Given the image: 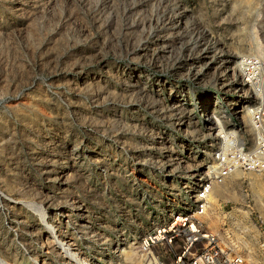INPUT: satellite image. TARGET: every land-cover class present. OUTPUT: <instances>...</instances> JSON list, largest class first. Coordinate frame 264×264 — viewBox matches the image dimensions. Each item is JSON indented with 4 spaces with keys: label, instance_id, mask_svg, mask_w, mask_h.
Segmentation results:
<instances>
[{
    "label": "rangeland",
    "instance_id": "rangeland-1",
    "mask_svg": "<svg viewBox=\"0 0 264 264\" xmlns=\"http://www.w3.org/2000/svg\"><path fill=\"white\" fill-rule=\"evenodd\" d=\"M255 55L264 77V0H0V259L76 264L62 242L144 264L140 239L193 214L221 137L250 141ZM216 188L207 229L235 224L264 264V174Z\"/></svg>",
    "mask_w": 264,
    "mask_h": 264
},
{
    "label": "built area",
    "instance_id": "built-area-1",
    "mask_svg": "<svg viewBox=\"0 0 264 264\" xmlns=\"http://www.w3.org/2000/svg\"><path fill=\"white\" fill-rule=\"evenodd\" d=\"M245 60L248 62L241 77L248 92L245 97L251 99L245 105L250 141L246 139L241 124H236V131L225 139L221 137V145L213 152L206 178L201 180L195 192L193 214H181L171 224L157 227L140 239L139 250L143 253L144 264H152V260H146L148 253L152 255L154 264H164V256H155L152 252L160 246L174 249L170 264H248L236 243L235 224L227 221L221 228L209 230L203 221L211 207L210 199L215 187L225 185L237 173L264 174V77L257 78L263 61L259 55ZM243 191L246 194L248 187ZM234 212L233 209L231 213ZM260 246L264 251V239Z\"/></svg>",
    "mask_w": 264,
    "mask_h": 264
},
{
    "label": "bare ground",
    "instance_id": "bare-ground-1",
    "mask_svg": "<svg viewBox=\"0 0 264 264\" xmlns=\"http://www.w3.org/2000/svg\"><path fill=\"white\" fill-rule=\"evenodd\" d=\"M249 122V121H248ZM211 168V167H210ZM218 187V186H217ZM219 188H216L215 187V189H214V191H213V195L215 194L216 195V193H215V191L216 190H218ZM220 191H222V190H220ZM217 192V191H216ZM40 216H41V218H42V220L43 221H45V219H46V215H45V213L44 212H40ZM50 231H51V233H52V237H54V238H56V234L54 233V230L53 229H50ZM58 244H59V246H60V249L70 258V260L72 261V262H74V263H76V264H84L82 261H81V259H80V257L78 256V254L77 253H73L72 251H71V249H70V246H68L67 244H65V243H62V242H58ZM147 258H148V262H149V260H152V264H154V261H153V258H152V256L151 255H147ZM35 264H39L37 261H35L34 262ZM0 264H7L3 259H0Z\"/></svg>",
    "mask_w": 264,
    "mask_h": 264
}]
</instances>
